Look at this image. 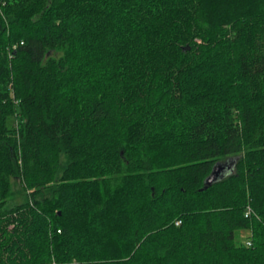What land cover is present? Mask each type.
<instances>
[{
	"label": "trees",
	"instance_id": "16d2710c",
	"mask_svg": "<svg viewBox=\"0 0 264 264\" xmlns=\"http://www.w3.org/2000/svg\"><path fill=\"white\" fill-rule=\"evenodd\" d=\"M0 264H264V0H0Z\"/></svg>",
	"mask_w": 264,
	"mask_h": 264
},
{
	"label": "rangeland",
	"instance_id": "374dc122",
	"mask_svg": "<svg viewBox=\"0 0 264 264\" xmlns=\"http://www.w3.org/2000/svg\"><path fill=\"white\" fill-rule=\"evenodd\" d=\"M231 161H232V159L230 161H224L223 163H224L225 166H229L231 164ZM222 173H223L222 175H225L224 173H229V171H228V169H226L225 171L223 169ZM13 188H14V190L16 192V194H15V196L13 198V203L23 202L25 200V194L20 189L19 180L13 182ZM247 235H248L247 232H243L242 234H240L238 236V240H242L243 241L247 237Z\"/></svg>",
	"mask_w": 264,
	"mask_h": 264
},
{
	"label": "water",
	"instance_id": "95a60500",
	"mask_svg": "<svg viewBox=\"0 0 264 264\" xmlns=\"http://www.w3.org/2000/svg\"><path fill=\"white\" fill-rule=\"evenodd\" d=\"M223 169H224V167L221 165H219L213 169L211 175L207 179L208 185L212 184L216 179H218V177H220L222 175Z\"/></svg>",
	"mask_w": 264,
	"mask_h": 264
},
{
	"label": "built area",
	"instance_id": "2783aa9c",
	"mask_svg": "<svg viewBox=\"0 0 264 264\" xmlns=\"http://www.w3.org/2000/svg\"><path fill=\"white\" fill-rule=\"evenodd\" d=\"M250 213H251V209L249 208L246 215L248 216V215H250ZM179 223H180V221L177 222V224H179Z\"/></svg>",
	"mask_w": 264,
	"mask_h": 264
}]
</instances>
